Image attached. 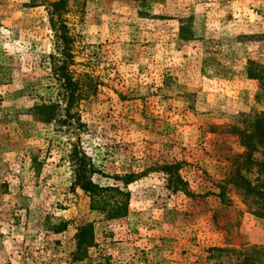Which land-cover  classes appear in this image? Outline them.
<instances>
[{"label": "rangeland", "instance_id": "rangeland-1", "mask_svg": "<svg viewBox=\"0 0 264 264\" xmlns=\"http://www.w3.org/2000/svg\"><path fill=\"white\" fill-rule=\"evenodd\" d=\"M64 2L83 94L68 112L48 6L0 0V264H236L264 248V0ZM75 149L129 193L125 217L89 209Z\"/></svg>", "mask_w": 264, "mask_h": 264}, {"label": "trees", "instance_id": "trees-1", "mask_svg": "<svg viewBox=\"0 0 264 264\" xmlns=\"http://www.w3.org/2000/svg\"><path fill=\"white\" fill-rule=\"evenodd\" d=\"M49 8L50 23L55 32L59 33L58 39L61 48L59 54L61 60L54 65L55 72L64 91L67 105L66 111L82 99V91L79 82L74 80L69 68L72 65L71 38L68 36V29L62 20L65 12L64 0L49 2V0H38ZM264 86V81H263ZM76 159L75 182L74 186L79 188L89 198V209L98 213L105 214L108 220H116L125 217L129 211L130 195L117 187L100 186L92 180L94 168L84 153L73 151ZM234 185L240 188L245 195L253 193V188L249 181L240 175L235 177ZM57 232L61 229H57ZM77 246H90L92 243V230L90 225L78 228L76 234ZM241 260L236 264H264V248L252 247L238 253Z\"/></svg>", "mask_w": 264, "mask_h": 264}]
</instances>
